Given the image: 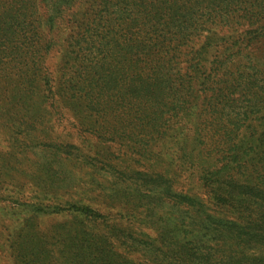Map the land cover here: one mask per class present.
<instances>
[{
  "label": "trees",
  "instance_id": "obj_1",
  "mask_svg": "<svg viewBox=\"0 0 264 264\" xmlns=\"http://www.w3.org/2000/svg\"><path fill=\"white\" fill-rule=\"evenodd\" d=\"M63 23L70 26L67 33ZM233 27L246 28L247 42L264 38V0H0V84L13 83L16 94L26 97L24 106L35 113L29 116L32 129L65 109L97 140L127 143L147 157L171 141L170 157L180 164L189 158L201 171L214 206L236 209L234 202L242 201L227 199L225 189L215 185L234 186L240 177L264 184L257 168L264 169V63L248 60L228 74L222 66L232 54L206 59L212 30ZM201 39L205 44L199 46ZM54 58L52 71L47 61ZM56 146L81 161L88 158L79 148L50 145ZM214 156L218 163L231 159L236 176L219 179L209 171L204 160ZM252 192L247 195L264 199L261 189ZM175 199L192 206L189 197ZM79 203L71 207L73 217L98 216ZM88 237L76 248L78 261L95 250ZM179 239L180 231L151 263L264 264L215 261L203 245Z\"/></svg>",
  "mask_w": 264,
  "mask_h": 264
},
{
  "label": "rangeland",
  "instance_id": "obj_2",
  "mask_svg": "<svg viewBox=\"0 0 264 264\" xmlns=\"http://www.w3.org/2000/svg\"><path fill=\"white\" fill-rule=\"evenodd\" d=\"M61 27L66 33L70 29L66 23ZM245 30L213 29L206 59L232 54L222 66L228 74L241 70L248 60L264 63V38L247 42ZM218 38L222 41L216 42ZM203 44L205 39L199 46ZM56 62L54 58L47 65L52 69ZM12 86L0 84V264H152L153 255L165 250L179 231L182 244L203 245V253H214L215 261L264 263V199L247 195L255 188L264 193V184L255 186L260 180L240 177L234 186L228 181L216 184L225 189L227 199L242 202H234L236 209L215 207L214 192L201 182V171L189 158L180 164L170 157L171 141L147 157L127 143L97 140L65 109L32 129L29 116L35 113ZM62 144L79 148L86 162L68 156L69 150L50 147ZM216 159L204 160L211 164L209 171L217 172L219 179L236 176L231 159ZM252 165L248 163L247 173ZM257 168L262 177L263 165ZM178 196L193 199L192 206L177 204ZM76 203L98 216L73 217ZM207 216L221 224L209 225ZM86 234L95 250L78 261L76 248Z\"/></svg>",
  "mask_w": 264,
  "mask_h": 264
}]
</instances>
